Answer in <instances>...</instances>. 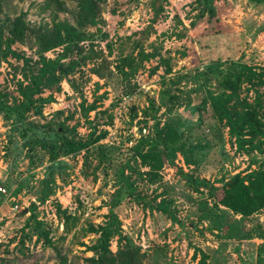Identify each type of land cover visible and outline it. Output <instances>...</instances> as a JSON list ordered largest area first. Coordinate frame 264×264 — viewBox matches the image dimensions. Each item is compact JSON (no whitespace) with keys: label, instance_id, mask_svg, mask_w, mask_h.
Instances as JSON below:
<instances>
[{"label":"rangeland","instance_id":"1","mask_svg":"<svg viewBox=\"0 0 264 264\" xmlns=\"http://www.w3.org/2000/svg\"><path fill=\"white\" fill-rule=\"evenodd\" d=\"M212 3L213 15L201 0H99L95 21L82 27L92 36L60 59L80 63L20 114L9 107L41 65L29 29L76 25L77 0H0L3 37L17 17L29 28L0 59V264H89L101 227L112 231V253L139 248L137 264H201L203 255L206 264H264V208L242 217L213 195L259 168L264 138L239 148L208 99L228 71L264 69V0ZM124 57L132 64L121 72ZM258 95L264 123V80L242 81L229 104ZM166 125L190 164L178 150L166 160L158 134ZM150 147L165 158L159 168L141 162Z\"/></svg>","mask_w":264,"mask_h":264},{"label":"trees","instance_id":"2","mask_svg":"<svg viewBox=\"0 0 264 264\" xmlns=\"http://www.w3.org/2000/svg\"><path fill=\"white\" fill-rule=\"evenodd\" d=\"M99 0H77V11H74V17L76 16V25L68 22H60L53 26L51 30H34L26 27V24L22 21L21 17H17L13 20L8 28V36L3 37V28L0 25V59H5L7 55L14 54V51L10 48L12 43L17 41L22 42L27 34L26 30H30L34 36L39 47V63L41 64L37 71L32 73L29 79L28 86L21 87L19 92L23 98L21 103L9 107L11 110L22 113L27 110L31 104H34V95L39 94L41 89L49 88L52 84L58 83L60 80V74H68L71 72L80 61L72 60L67 65L60 62V59L67 57L69 53L75 48L79 42L87 40L91 33L82 30V27L88 22L93 23L97 16ZM205 9L209 11L211 15L215 12L213 0H201ZM63 45L62 53L56 59H45L43 52ZM122 65L118 66L121 72H124L123 66L125 64L131 65L132 60L124 57ZM242 78V79H241ZM258 79L263 82L264 69L261 72H256L252 67L245 64L241 65L236 71H228L222 75L219 79V86L222 91L216 95L209 94V104L211 107V114L217 119L223 121L229 128L231 136H235L237 139L238 147L242 148L246 142H250L258 136L264 138V123L258 116V108L261 106L259 95L255 99L253 104H249L245 101L239 102L237 100L234 103L229 104L233 98L237 96L238 86L242 81L249 83L253 82V79ZM226 90L228 92H226ZM4 97V94L0 92V98ZM52 97L43 98L39 97L41 102L51 100ZM206 101H203L201 105L205 107ZM240 106L241 108H238ZM7 107L4 105V101L0 100V109ZM95 109L93 106L90 110ZM159 137L162 139L163 147L166 150L165 158L170 162H173L176 151H180L185 157L186 163L190 164L186 154L188 147L185 148V144H177L179 135L166 125L163 129L158 130ZM246 136H248L246 138ZM264 142V139L263 141ZM44 146L50 145L41 141ZM93 139H90L88 144L92 145ZM73 146V145H72ZM86 143H79L73 147L84 148ZM56 145L50 146V151L53 154L55 152ZM163 154L159 152L155 147L148 148L143 155H141V162L144 165H148L150 168H159L164 159ZM181 172V171H180ZM183 176L189 181L192 177L188 174ZM194 182V181H193ZM218 192H217V191ZM213 193L216 197L217 203L230 209L233 213L239 214L242 217L249 216L257 210L264 208V162L261 163L257 170H253L246 174H235L224 182L219 189H216ZM159 210L167 212L166 205L160 203L157 205ZM57 213L60 214L64 223L67 226V220L70 217L66 214L65 209H61L57 206ZM92 231L97 229L92 228ZM100 236L96 243L91 246L96 257H89V264H137L136 254L139 252V248L134 247L132 244L125 243L123 247H120L116 253H112L109 249V240L112 235V231L108 227L100 228ZM46 242L50 243L49 239ZM261 254V253H260ZM201 259V264L205 263V255Z\"/></svg>","mask_w":264,"mask_h":264}]
</instances>
